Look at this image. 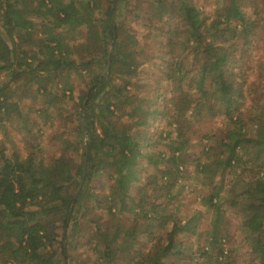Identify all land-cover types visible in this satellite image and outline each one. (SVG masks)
Returning <instances> with one entry per match:
<instances>
[{"label":"trees","instance_id":"obj_1","mask_svg":"<svg viewBox=\"0 0 264 264\" xmlns=\"http://www.w3.org/2000/svg\"><path fill=\"white\" fill-rule=\"evenodd\" d=\"M203 2L0 0V264H264V0Z\"/></svg>","mask_w":264,"mask_h":264},{"label":"rangeland","instance_id":"obj_2","mask_svg":"<svg viewBox=\"0 0 264 264\" xmlns=\"http://www.w3.org/2000/svg\"><path fill=\"white\" fill-rule=\"evenodd\" d=\"M201 1V0H200ZM211 3V0H204L203 4L206 6H208ZM20 92V91H19ZM37 101L36 97L33 96V94L30 95V97H28L27 99L21 100L20 103H22L24 106H26L27 104H34ZM115 118L117 120L118 116H115ZM120 123V120L118 121Z\"/></svg>","mask_w":264,"mask_h":264},{"label":"water","instance_id":"obj_3","mask_svg":"<svg viewBox=\"0 0 264 264\" xmlns=\"http://www.w3.org/2000/svg\"><path fill=\"white\" fill-rule=\"evenodd\" d=\"M83 175V174H82ZM80 182H82V178H81V181ZM77 191H78V189H77Z\"/></svg>","mask_w":264,"mask_h":264}]
</instances>
